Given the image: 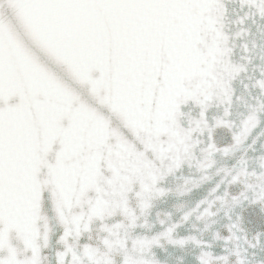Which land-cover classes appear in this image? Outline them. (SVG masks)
<instances>
[{
    "label": "snow or ice",
    "instance_id": "6c2138e0",
    "mask_svg": "<svg viewBox=\"0 0 264 264\" xmlns=\"http://www.w3.org/2000/svg\"><path fill=\"white\" fill-rule=\"evenodd\" d=\"M224 4L0 0V264H131L138 245L161 247V240L198 248L190 264H228L207 241L180 236V220L159 221L151 237L121 238L123 230L136 229L137 205L157 170L173 161L179 169L186 151L227 156L242 142L255 151L256 140L246 137L261 126L264 74L245 85L258 108L232 121L235 65L229 60L225 66L220 52L227 33L217 37L212 23ZM239 5L241 25L249 15L264 16V0ZM21 20L72 57L118 114L97 105L87 89L77 98L50 79ZM214 107L219 115L210 122ZM218 127L232 130L231 144H215ZM257 201L264 202V192L250 195ZM195 210L213 211L207 199ZM251 246L264 249V233Z\"/></svg>",
    "mask_w": 264,
    "mask_h": 264
},
{
    "label": "water",
    "instance_id": "95a60500",
    "mask_svg": "<svg viewBox=\"0 0 264 264\" xmlns=\"http://www.w3.org/2000/svg\"><path fill=\"white\" fill-rule=\"evenodd\" d=\"M243 14L239 0H225L212 21L217 37L222 38L227 33V38L222 39L224 47L220 52L225 66L229 60L235 65L234 79L230 83L236 99L231 106L230 119L237 123L242 114L258 108L250 88H245V85L250 86L253 79L264 74V16L249 15L241 25L238 17ZM21 26L31 52L38 53L42 58L44 63L39 66L50 79L73 96L87 89L97 105L118 114V110L110 105L106 91L102 95L100 91L90 88L88 77L82 74L72 57L52 44L27 21L21 20ZM48 68H53L61 79L57 80ZM208 115L211 122L219 112L214 107ZM260 118L261 126L256 128L251 137H246L256 140L255 151L251 150L253 146H246L243 142L227 156L217 153L209 158L203 151L190 149L180 158L182 164L179 169L173 161L163 172L157 170L152 187L148 190L149 195L137 205V216L133 220L137 224L136 229L123 230L121 238L134 235L135 232L151 237L160 231L154 227L159 221L180 220V236L207 241L212 245L214 254L227 257L228 264H236L237 261L240 264H264V249L251 246L257 239V233H264V202H250L254 190L264 192V180L261 178L264 176V114ZM230 131L224 127L214 130L212 139L218 147L232 143ZM217 185H220V190L214 192ZM204 199L213 209L211 215L195 210L197 203ZM184 216L190 219L183 222ZM233 223L238 225V230L230 233L227 229ZM51 226L54 232H59L55 221L51 222ZM98 235L103 237V233ZM52 241L54 247L55 235ZM160 243L161 247L138 245L134 253L129 254L131 264H137V261L142 264H190V257L199 251L191 244L174 248L163 240Z\"/></svg>",
    "mask_w": 264,
    "mask_h": 264
}]
</instances>
